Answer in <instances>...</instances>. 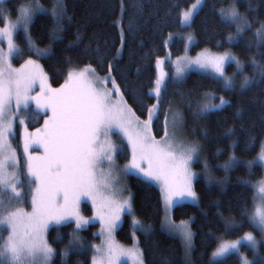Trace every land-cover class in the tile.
Instances as JSON below:
<instances>
[{
    "label": "snow or ice",
    "instance_id": "obj_1",
    "mask_svg": "<svg viewBox=\"0 0 264 264\" xmlns=\"http://www.w3.org/2000/svg\"><path fill=\"white\" fill-rule=\"evenodd\" d=\"M3 4L4 0H0V23L4 25L0 28V41L7 43L6 52L0 47V226L8 231V236L0 245V264H50L55 252L45 234L50 226L70 222L75 223V228L69 233L68 246L61 255L66 257L69 251L82 252L85 245L80 239L79 231L91 222L80 213L82 197L92 200L93 208L97 209L102 234L106 233L108 237L104 245L93 246L97 255L93 256L92 264H118L121 257L128 258L132 264H143V256L136 243L130 248H124L111 240L121 214L126 212L132 215L133 210L131 197L118 200L114 191L111 195L107 194L113 186L112 172L116 158L123 150L122 144L114 143L110 134L115 129L127 140L131 150V159L123 169L124 174H136L145 183H159L166 212L176 206L177 197L197 201V194L193 189L196 174L190 171V165L199 151V145L185 144L177 140V118L173 115L169 119L171 107L162 109L163 93L167 87L163 71L158 72L154 86L147 95L140 93L132 85L131 94L142 108L147 99L155 98V103L146 106L147 118L144 120L129 106L125 99L127 93L121 90L113 75L122 59L123 49L127 46V36L137 31L136 21L143 15L144 5L139 0H119L120 17L114 21V25L119 28L120 46L115 47L113 43L114 52L107 47L85 48L86 53H94L101 66L107 61V73L103 78L97 75L96 68L88 64L79 70H69L65 83L58 89H52L47 83V75L36 60H26L20 69H14L11 60L13 57L25 55L26 52L29 55L45 57L52 55V46L62 40V34L66 30L65 20H71L65 0H53L50 9L45 8L41 0H29L28 4H21L15 9L14 21L11 19L12 10L3 8ZM202 4L203 0H195L186 10L180 11L179 24L190 27ZM175 6L178 5H170V8ZM248 6L251 11L256 10L252 7V0H248ZM129 7L135 9V12L130 16L125 29L123 17ZM215 11L225 27H235V31H229L226 37L230 45L240 43L244 33L253 28L254 21L240 13L235 0H230L228 5H222ZM39 15L49 17L52 23L49 31L50 43L44 49L36 46L31 33L34 18ZM258 23L259 27L254 33L257 52L250 59L252 65L259 70L260 79L245 76L240 84L242 90H250L259 83H264V64H259L256 60L257 55L264 57V51H261L264 48V21ZM17 29H22V38L26 45L23 48L16 43L14 33ZM81 39L77 34L73 45L79 47ZM188 39L191 41L193 38L189 36ZM220 43L217 41L218 45ZM248 47H252L251 41L248 42ZM162 63V60H156L157 69L161 68ZM186 63L203 69L210 68L218 82L229 91L234 89L235 77L243 71L240 59L228 51L217 55L205 49ZM226 63L236 65L237 71L233 72L232 77L225 75ZM122 75L127 81V73ZM182 76L183 69L178 67L177 79ZM37 81L40 84V93L32 96L33 85ZM109 82L110 88L107 86ZM209 97L215 99V94H206L205 102L196 104L193 112L195 116H207L229 103L223 96L219 97V103L207 102ZM30 101H34L38 109H50L52 115L44 121L43 129H37L36 134H28L24 139L28 182L36 185L32 191V211L28 213L23 208L15 207L23 200L24 192L18 171L17 153L9 140L13 135L17 116L21 111L27 112ZM13 102L15 110L12 108ZM188 107L193 109L191 100ZM161 114L164 117V134L157 140L152 135V128L160 120ZM236 114L241 116L242 109L238 108ZM19 123L23 125L25 119L21 118ZM261 124L264 125V117L261 118ZM233 134L231 128L225 133L229 136ZM254 142L255 137H252V143ZM33 143L43 148V156L30 154L29 148ZM257 160L264 164V141L260 144L258 156L245 162L249 174ZM240 163L233 155L222 167L227 171ZM105 164L108 166L107 172L102 168ZM9 168L13 171L10 172ZM243 183L255 189L253 201L259 200L254 211L245 209L243 215L254 228L264 234V180L259 181L258 185L251 181ZM132 225L134 229L147 231L135 217ZM235 227V224L226 221V229ZM180 235L186 250L190 251L193 233L184 221H181ZM241 240L247 241L253 251H256L257 240L252 232H246L238 240L221 242L213 252V257L238 253ZM219 264H223V261ZM241 264H255V261L241 257ZM259 264H264V257H260Z\"/></svg>",
    "mask_w": 264,
    "mask_h": 264
},
{
    "label": "trees",
    "instance_id": "obj_2",
    "mask_svg": "<svg viewBox=\"0 0 264 264\" xmlns=\"http://www.w3.org/2000/svg\"><path fill=\"white\" fill-rule=\"evenodd\" d=\"M194 0H139L144 5L143 15L137 18V31L127 36V46L123 49L122 59L119 61L117 71L113 74L121 90L126 92L125 99L137 116L145 118L146 106L155 103V98L147 99L142 108L132 96V85L147 95L154 86L156 79L155 62L157 58L164 57L169 52L172 58L184 52L185 41L183 33L192 35L194 42L190 53L195 54L202 49L214 52H231L243 64V71L234 79V89H225L218 78L210 74L190 71L181 80L172 77V67L166 64L167 78L166 89L163 93L162 109H176L183 122L184 130L200 143L202 155L212 178L208 181L202 177L194 180L193 188L197 194L195 203H180L172 209L174 221L190 220L193 231V248L190 255L191 264H240L239 253L246 256L249 261L259 264L260 257H264V241L261 232L254 228L248 218L243 215L244 210L252 211L254 189L243 181L254 184L263 176V167L253 164L251 174L246 166L247 161L257 157L260 144L264 141V83H259L250 90H242L240 84L244 77H259V70L251 63V56L257 52L255 29L259 21H264V0H252L251 11L248 0H235L236 6L242 15H247L253 20V28L244 33L240 43L229 44L226 40L229 31L234 32L235 27L228 29L220 22L215 9L228 5L230 0H204L190 27L179 24L178 13L186 10ZM129 2V0H126ZM29 0H4L3 8L11 9V19L15 20V9L21 4H28ZM45 8H51L53 0H41ZM67 14L71 20H65V31L62 40L55 43L50 57L29 55L12 58L14 66H19L28 59H37L44 72L47 74L50 86H59L67 77L71 69H80L91 64L97 74L105 76L107 61L101 66L94 53H86L85 48L101 49L119 47V28L114 21L120 17L119 0H65ZM178 5L171 7L170 5ZM135 9L129 7L123 17V26L127 29L130 16ZM3 25V23H0ZM52 23L49 17L39 15L34 18L31 33L40 49L49 46V31ZM81 36L79 47L73 45L76 36ZM173 38L168 44V37ZM16 43L25 47L22 38V29L15 33ZM217 41L221 43L218 45ZM251 41L252 47H248ZM72 45V46H70ZM114 52V48H112ZM264 51V48L261 49ZM110 58V57H109ZM259 64H264V57L256 56ZM139 69V72H137ZM237 71L234 63L225 66V74L232 77ZM127 73L125 81L122 73ZM215 94V99L208 98L207 102H219L223 96L229 103L221 110L209 113L207 116L198 117L193 114L196 104L205 102L206 94ZM193 102V109H189V101ZM242 109L241 116H237V109ZM163 114L152 128L154 137L160 138L164 133ZM30 125L29 128H32ZM233 130V135H225L228 129ZM20 128H15L14 143L19 156H21L19 139ZM252 137H255L254 144ZM234 145V146H233ZM117 156L119 164H124L129 157L125 144ZM235 156L241 163L225 170V165L231 156ZM201 168L200 163L194 166ZM23 184L24 202L30 197L28 186ZM127 190L131 194L132 217L141 222L147 231L134 230L132 217L124 214L122 222L116 231L119 242L129 245L133 241V232L136 233L137 243L143 256L144 264H190L183 256L181 240L162 227L163 206L160 190L152 183H145L140 177L129 174L126 178ZM20 205V203H19ZM21 206L29 208L30 204ZM82 211L90 215L89 204H82ZM226 221L236 225L235 228H225ZM72 222L60 226H51L46 239L54 249L55 255L50 264H91L92 247L99 242L97 235L98 223H90L79 231V236L85 248L82 252L69 251L66 257L61 253L68 246L69 233L74 229ZM246 232H252L258 240L256 251L247 244H241L239 252L212 260L211 254L222 240H233L241 237ZM8 231L0 226V244L4 241Z\"/></svg>",
    "mask_w": 264,
    "mask_h": 264
},
{
    "label": "rangeland",
    "instance_id": "obj_3",
    "mask_svg": "<svg viewBox=\"0 0 264 264\" xmlns=\"http://www.w3.org/2000/svg\"><path fill=\"white\" fill-rule=\"evenodd\" d=\"M204 1V0H203ZM195 2V0L193 1V3ZM14 21V20H13ZM4 25H0V28H2ZM16 33V32H15ZM15 33H14V36H15ZM183 38H184V41H185V45H184V52L180 55V56H177V57H174L172 58L169 54V52H167L165 54L164 57H160V58H157V59H160L163 61L162 65H161V68L160 69H157L156 67V62H155V67H156V76L158 75V72L159 71H163V73L165 74V80L167 78V72H166V64H170L171 67H172V77L175 79V80H178L177 79V68L180 67L183 69V76L182 78L187 74L189 73L190 71H198V72H203V73H207V74H210L211 76H215V74L212 72V70L210 68H207V69H203V68H200L199 66L197 65H190V64H187L186 61L187 60H193L197 57L198 54L202 53L205 49H202L200 51H198L197 53L195 54H191L190 53V48H191V45L193 44L194 42V39H192L191 41L188 39L189 36L192 37L191 34L189 33H183L181 35ZM173 38V35L169 36L168 37V40L166 41L168 44L170 42V40ZM193 38V37H192ZM0 47H3L4 51L6 52L7 51V43L6 41H0ZM209 52L211 53H214V54H217V55H222L224 52L222 53H219V52H214L212 50H209L207 49ZM233 54V53H232ZM234 55V54H233ZM156 59V60H157ZM33 60H36L37 63L40 65V62L37 60V59H33ZM11 63H12V60H11ZM24 63L20 64L19 66H14L13 63H12V67L14 69H20L21 68V65H23ZM229 64V63H226V65ZM235 64V63H234ZM225 65V66H226ZM41 67V65H40ZM83 68V67H82ZM42 69V67H41ZM81 69V68H80ZM43 70V69H42ZM79 70V69H77ZM44 72V70H43ZM45 73V72H44ZM46 74V73H45ZM47 75V74H46ZM98 75V74H97ZM226 75V74H225ZM99 77L103 78L104 76H101V75H98ZM227 76V75H226ZM67 78V77H66ZM181 78V79H182ZM217 78V77H216ZM179 79V80H181ZM66 80V79H65ZM65 80L59 85V86H56V87H52L50 86L49 82L47 81L48 85L52 88V89H58L61 87L62 84L65 83ZM109 88L111 87V83L109 82L108 85H107ZM97 87H99V85H97ZM40 93V84H39V81H37L34 85H33V90L31 92V95L32 96H36L37 94ZM113 99H116L115 97H113ZM156 102V101H155ZM214 103H219V102H214ZM12 108L13 110H15V103L13 102V105H12ZM52 115L51 113V110L48 109V108H42V109H38L37 106H36V103L34 101H30V107L29 109L27 110V112L25 111H21L19 113V115L17 116L16 120H15V124H14V128H13V135L10 137V144L12 145V147L16 150V153H17V160H18V171H19V174L22 178V182H24L25 186L27 185L28 186V189H29V192H30V197H29V204H30V207L29 208H25L24 206H21L23 203H28L27 202H24V199L17 203L15 205V207H19V208H23L25 210V212H28L30 213L32 211V203H31V198H32V191L33 189H35L36 185L34 183L32 184H29L28 182V175H27V156L25 155L24 153V139L25 137L28 135V134H36V130L37 129H43L44 128V121L46 119H48L50 116ZM173 115L176 116L177 118V123H178V135H177V140L180 141V142H183L185 144H196V145H199V151H198V156L197 158H195L191 165H190V171L195 173V178L193 179V184H194V180L197 178V177H202L208 181H211L212 178L209 174V171H208V167L205 168V159L202 155V151H201V147H200V143L192 138L185 130H184V127H183V122H182V117L180 115V113L174 109V110H171V112H169V119L171 120ZM23 118L25 119V123L23 125H21L19 123L20 119ZM147 118V115L145 118H140L141 120H144ZM30 125H33L32 128H29ZM19 126L20 128V131H19V139H18V144L20 146V150H21V156H19L18 152H17V149L15 147V143H14V138H15V128ZM26 130V131H25ZM164 134V133H163ZM111 135V138L113 140L114 143L118 144V145H121L122 143L126 145L127 147V150H128V153H129V157H128V160L124 163V164H119L118 161H117V158H116V164L114 166V170L112 172V189L109 191V193H107L108 195H111L112 191L115 192V198L118 199V200H124V199H128L129 197H131V194L130 192L127 190V184H126V178L129 174H124L123 172V169L124 167L128 164L129 160L131 159V150L130 148H128V145H127V140L123 138L122 135H119L117 133V131L115 129H113L112 133L110 134ZM152 135H153V132H152ZM154 136V135H153ZM163 137V135H162ZM162 137L160 138H156L157 140L161 139ZM29 152L31 155L33 156H43L44 155V150L43 148L39 145V144H36V143H33L30 148H29ZM258 156V155H257ZM196 163H200L201 164V168L199 169H196L194 166ZM257 164H260L262 167H263V176L254 183V185H258V182L259 181H262L264 180V164H262L261 162H259L257 160L256 162ZM103 170L105 172L108 171V166L107 164L103 165L102 166ZM9 171H13L12 168H9ZM132 174V173H130ZM132 175H136V174H132ZM137 176V175H136ZM142 179V178H141ZM152 184H154L155 186L158 187V189L160 190V193H161V185L155 181H152L150 182ZM194 189V188H193ZM22 190H23V187H22ZM255 191V189H254ZM161 198H162V206H163V217H162V227L165 231H167L168 233L172 234V235H175L177 236L181 242H182V245H183V256H184V259L191 264V260H190V255H191V251H192V248H193V239H192V248L190 251L186 250L185 246H184V243L181 239V235H180V227H181V221H184L187 223V226L188 228L191 230V232L193 233L191 227H190V220L187 219V220H181V221H174L172 219V209L167 211L165 210V206H164V201H163V197H162V193H161ZM177 204H180V203H195L193 202L190 198H180V197H177ZM89 204L90 207H91V213L90 215H85L82 211V204ZM259 203V200L255 201L254 204H253V208H252V211H254V208H255V205ZM176 204V205H177ZM79 208H80V213L82 216L86 217V218H89L91 220L90 223H98V231H97V235L99 236V242L97 244H95L94 246H102L105 244V241L108 239L107 237V234L104 233L102 234V230H101V223H100V220H99V217L97 215V209H94L93 208V204H92V200L87 198V197H82L81 200H80V204H79ZM124 214H127L126 212L125 213H122L121 214V219L119 221V224H118V227L120 226L121 222H122V219H123V216ZM132 217V215H130ZM94 218V219H93ZM132 220H133V217H132ZM169 221H171V224L169 223ZM74 224V227H75V223L72 222ZM89 223V224H90ZM87 226V225H86ZM85 226V227H86ZM51 227V226H50ZM49 227V228H50ZM118 227L112 232V235H111V240L118 246H121V247H124V248H130L133 246L134 243H137V236H136V233L135 235H133V241L131 244L129 245H126V244H123L121 242H119L116 238V231L118 229ZM136 230V229H134ZM8 236V234H7ZM7 236L5 237V239L7 238ZM46 236V234H45ZM243 237V235L241 236ZM241 237L237 238V239H233V240H222L219 242V244L221 242H224V241H235V240H238L240 239ZM4 239V240H5ZM256 239V238H255ZM261 239L264 241V234L261 233ZM257 240V239H256ZM4 242V241H3ZM3 242L0 244L2 245ZM258 242V240H257ZM218 244V245H219ZM241 244H248L247 241H244V240H241ZM240 245L238 247H240ZM250 246V245H249ZM258 246V244H257ZM139 247V246H138ZM218 247V246H217ZM251 247V246H250ZM217 249V248H216ZM215 249V250H216ZM140 250V248H139ZM215 250L213 252H215ZM141 251V250H140ZM187 252V254H186ZM213 254V253H212ZM211 254V259L212 260H217V259H220V258H223V257H213V255ZM94 255H97L94 251V248L92 247V258ZM239 257H240V264H241V257H246L244 254L242 253H239ZM91 264H92V259H91ZM118 264H132V261L129 260L128 258L126 257H121L120 260L118 261ZM144 264V262H143Z\"/></svg>",
    "mask_w": 264,
    "mask_h": 264
}]
</instances>
